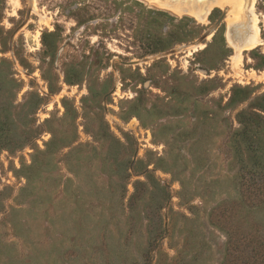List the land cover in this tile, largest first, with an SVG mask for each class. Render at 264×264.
<instances>
[{
  "label": "rangeland",
  "instance_id": "374dc122",
  "mask_svg": "<svg viewBox=\"0 0 264 264\" xmlns=\"http://www.w3.org/2000/svg\"><path fill=\"white\" fill-rule=\"evenodd\" d=\"M247 1L0 0V264H264Z\"/></svg>",
  "mask_w": 264,
  "mask_h": 264
},
{
  "label": "bare ground",
  "instance_id": "6f19581e",
  "mask_svg": "<svg viewBox=\"0 0 264 264\" xmlns=\"http://www.w3.org/2000/svg\"><path fill=\"white\" fill-rule=\"evenodd\" d=\"M165 1L167 2L168 7L171 8L173 11H179V10L180 11L181 10L188 11V12L192 13L193 15L198 16L200 18H203V16H206V14L210 13V11L212 10L213 7H220V6L228 4V3L231 4V2H230L231 0H165ZM236 2H238V1H236ZM240 2H241V8H240V10H241L240 16L241 17L240 18H243L244 15H243L242 11L244 9H246L248 1L247 0H240ZM235 5L236 4H234V6ZM234 8L235 7L232 8L233 12L236 11ZM236 9H238V7ZM232 11H231V13H232ZM236 13L238 14V12H235V14ZM252 30H253V33L251 35H249L248 38L245 40V46L242 47L241 49H238L239 52L243 49H254L258 45H260V39L258 37V35H259L258 34V28L255 26L254 28H252ZM248 31H251V30H248ZM233 33H235V32H233ZM231 36H232V33H231ZM236 40H238V39H236ZM243 41H244V39H243ZM232 44H233V42H232Z\"/></svg>",
  "mask_w": 264,
  "mask_h": 264
}]
</instances>
